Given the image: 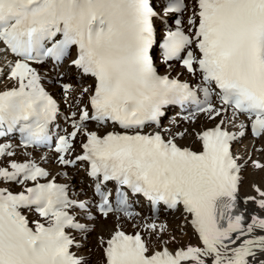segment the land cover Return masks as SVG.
Masks as SVG:
<instances>
[{
	"label": "snow or ice",
	"instance_id": "obj_1",
	"mask_svg": "<svg viewBox=\"0 0 264 264\" xmlns=\"http://www.w3.org/2000/svg\"><path fill=\"white\" fill-rule=\"evenodd\" d=\"M0 84V264H264V0H0Z\"/></svg>",
	"mask_w": 264,
	"mask_h": 264
},
{
	"label": "bare ground",
	"instance_id": "obj_2",
	"mask_svg": "<svg viewBox=\"0 0 264 264\" xmlns=\"http://www.w3.org/2000/svg\"><path fill=\"white\" fill-rule=\"evenodd\" d=\"M177 69H178V65H177ZM2 87H3V84H0V88H2ZM49 90L52 92V94L56 98H58L61 101V110H62L63 118H60V120L57 123V131L60 134H63L64 129H68L69 131H71V127H70L71 121L65 120L67 116H70V109L68 107V104L65 103L63 101V99L61 98V96L59 95L60 89L58 87H55V88L49 87ZM182 115H186V114L176 112V113L168 115V119L164 120L165 121L164 126L167 127L168 126V120L172 119V118H175L177 120V122L179 123L180 122V116H182ZM200 123H205V122L201 121ZM11 142L15 143V141H11ZM182 143L185 145L190 144L191 138H186L184 141H182ZM78 144H79V140H77V145ZM255 146H256V148L261 147V142H256ZM78 148L79 147L77 146V152H79ZM233 151L239 152L241 154H245V153L251 154L253 159H259L262 162H264V153H258V152H255L253 150V140H252V137L250 135V132L247 135H245L239 143L234 145ZM50 167H51V170L53 171V173L55 174L56 165L52 164ZM66 171L68 172V176L70 177V180H68L67 182H69L73 185L72 190L77 195H79V197L81 199L92 198L93 197V191L89 187V181L87 180V176H86L84 169L83 168H80V169L68 168V169H66ZM242 175H243V182H242L241 187H240L239 196L241 198L240 199V205L243 208L244 207V204H243L244 198L248 195H254L252 188H251V185L253 183H255L257 185L264 186V171H256V170H253L251 167H248L243 172ZM58 182H65V181L63 179H60V180H58ZM136 210L143 212L144 215H148V211H147L146 206H141V207L137 208ZM94 214L97 215V217H98L97 228H96L95 232L90 234L91 237L88 238V240H87V248H92L94 246L96 236L98 233H103V234L107 235L108 231L111 230V228L113 226V222H114V217L110 216L108 218V220L105 221V220H103V218L99 217L98 213H94ZM160 222L167 223L169 226V230L175 231L177 220L174 216L162 214L160 217ZM125 231L131 232L133 230L130 227L126 226ZM187 231H188L187 235H184V236L177 235V240L180 243L174 245V247L183 246L184 244L188 243L189 241H191L192 243H196V240L192 235L191 229L189 228ZM85 254H86V250H85ZM93 258L95 259L96 256L94 255Z\"/></svg>",
	"mask_w": 264,
	"mask_h": 264
},
{
	"label": "rangeland",
	"instance_id": "obj_3",
	"mask_svg": "<svg viewBox=\"0 0 264 264\" xmlns=\"http://www.w3.org/2000/svg\"><path fill=\"white\" fill-rule=\"evenodd\" d=\"M91 236L89 235V237L88 238H90Z\"/></svg>",
	"mask_w": 264,
	"mask_h": 264
}]
</instances>
